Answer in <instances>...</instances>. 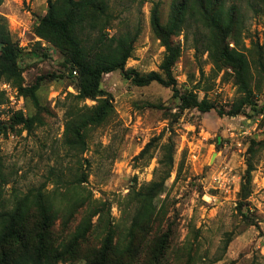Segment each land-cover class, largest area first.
<instances>
[{
	"label": "rangeland",
	"instance_id": "rangeland-1",
	"mask_svg": "<svg viewBox=\"0 0 264 264\" xmlns=\"http://www.w3.org/2000/svg\"><path fill=\"white\" fill-rule=\"evenodd\" d=\"M47 1L3 0L0 4V19L6 20L12 40L28 54L22 59L24 88L38 83L40 108L47 111L38 113L30 100L21 98L12 82L0 81V160L8 182L4 188L7 204L14 196L44 191L53 199L55 209H62L56 214L54 230L60 234L58 238L65 236L68 230L62 198L83 163L88 174L86 190L79 186L75 190L83 200H91V193L93 200L104 203L113 225L123 229L135 211L128 205L129 192L139 191L157 179L161 148L174 131V168L164 192L154 200L158 227L150 231L147 241L168 235L170 245L159 264H264V150L252 160L251 196L240 209L244 213L238 206L251 142L264 139V113L256 115L244 107L239 116L227 114L242 94L230 68L214 70L207 52L208 31L188 17L181 33L174 37L180 56L172 77L181 93L193 90L200 99L206 93L215 105L213 110L180 113L172 86L152 83L137 87L125 72L116 71L102 81L103 91L111 96L113 114L105 124L88 131L87 150L79 154L65 145L67 115L74 106L92 108L97 103L76 102L69 97L76 91L62 54L56 51L49 55L36 46L40 40L33 27L37 18L46 14ZM174 1L107 0L114 16L109 35L139 32L126 71L139 75L156 72L168 79L161 70L166 49L153 35L151 12L158 6L165 25ZM234 5L241 13L243 33L239 45L230 42L229 47L244 54L249 63L251 88L259 108L264 103V83L256 69L255 49L257 45L262 48L264 61V0H225L224 8ZM3 85L9 89L4 90ZM19 113L24 117L38 115L43 125H36L30 132L22 126L4 128ZM157 138L149 152L139 157ZM82 210L70 223L69 238L82 221ZM96 222L94 218L93 225ZM91 233V246L98 247L102 234ZM61 264L86 262L79 259Z\"/></svg>",
	"mask_w": 264,
	"mask_h": 264
},
{
	"label": "trees",
	"instance_id": "trees-1",
	"mask_svg": "<svg viewBox=\"0 0 264 264\" xmlns=\"http://www.w3.org/2000/svg\"><path fill=\"white\" fill-rule=\"evenodd\" d=\"M3 0H0V4ZM47 12L37 18L33 32L40 42L37 48H43L47 54L53 55L59 51L64 58V66L68 77L76 91L69 94L74 101H96L92 108L74 106L67 115L65 145L70 152L83 154L87 150L88 131L93 127L105 124L113 114L111 96L102 89L103 77L107 74L125 72L127 79L137 87L158 83L174 89L173 98L178 102V110H197L209 113L215 108L207 94L199 98L193 90L184 93L175 89L172 68L177 63L180 53L174 44L185 26L188 17L203 26L208 31L209 47L207 52L214 65V70L222 71L230 68L235 73V80L242 94L240 101L233 105L227 113L239 116L244 107H249L256 115H263L264 103L258 108L256 97L251 88L250 67L244 54L229 47L233 42L239 45L243 33L241 13L237 6L225 9V0H175L172 5L169 20L162 24L160 10L155 6L151 12V26L155 39L159 40L166 49L161 74L151 72L139 75L135 71H126V65L134 53V46L139 38V32H130L118 36H110L114 16L110 12L107 0H48ZM258 60L256 69L264 83V61L261 59L262 48L255 49ZM28 54L12 40L7 22L0 19V81L12 82L19 90L22 99L30 100L38 113L47 112L40 108L37 96L38 83L30 88H24L23 58ZM263 124V123H262ZM2 123L0 122V126ZM36 125H43L40 116L24 117L15 114L6 129L22 126L30 132ZM162 146V157L155 170L157 179L145 185L141 190H132L128 194V205L134 211L129 225L118 230L113 225L110 210L104 203L93 200H83L75 189L86 190L88 174L84 164L80 163V173L75 174L65 188L62 198L65 202V236L58 238L55 217L62 209H55L53 199L42 190L29 191L22 197L14 196L11 204L4 198V188L8 183L4 178L0 160V264H61L83 260L86 264H138L146 261L159 264L166 256L170 243L166 233L153 237L148 243V237L153 228L158 227L155 218L154 200L166 187L174 168L175 142L172 138L174 131ZM153 139L146 145L139 157H143L154 146ZM264 150V139L252 141L247 159V169L242 177L239 210L245 206L244 201L251 196L253 158L258 151ZM152 157L149 158V160ZM72 185L73 187H71ZM93 205H91V204ZM84 213L82 221L76 227L71 237L70 223L80 211ZM61 211V212H60ZM241 213H244L240 210ZM97 222L93 225V219ZM159 218V217H158ZM91 231H100L102 242L98 247L91 246ZM63 238H65L63 240ZM61 241L60 243H57Z\"/></svg>",
	"mask_w": 264,
	"mask_h": 264
},
{
	"label": "built area",
	"instance_id": "built-area-1",
	"mask_svg": "<svg viewBox=\"0 0 264 264\" xmlns=\"http://www.w3.org/2000/svg\"><path fill=\"white\" fill-rule=\"evenodd\" d=\"M2 88H4V90H6V91L9 89V87L7 85H3Z\"/></svg>",
	"mask_w": 264,
	"mask_h": 264
}]
</instances>
